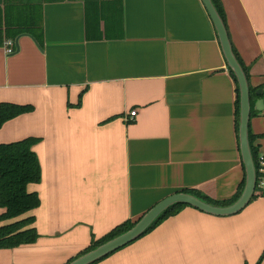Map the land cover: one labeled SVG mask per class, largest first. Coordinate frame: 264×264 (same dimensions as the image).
Listing matches in <instances>:
<instances>
[{
  "label": "crops",
  "instance_id": "obj_1",
  "mask_svg": "<svg viewBox=\"0 0 264 264\" xmlns=\"http://www.w3.org/2000/svg\"><path fill=\"white\" fill-rule=\"evenodd\" d=\"M221 1L249 84L263 89L249 129L264 159V0ZM122 8V36L95 39L83 0L44 1L42 43L21 34L19 50L0 45V103L33 106L0 128V143L38 138L42 169L28 185L40 197L29 212L39 237L1 248L0 264H68L93 236L176 192L226 200L238 191L236 82L203 1ZM263 249L261 195L233 215L186 206L93 264H256Z\"/></svg>",
  "mask_w": 264,
  "mask_h": 264
},
{
  "label": "trees",
  "instance_id": "obj_2",
  "mask_svg": "<svg viewBox=\"0 0 264 264\" xmlns=\"http://www.w3.org/2000/svg\"><path fill=\"white\" fill-rule=\"evenodd\" d=\"M52 0H5L4 6L0 7V45L8 38L17 37L21 34H27L34 37L39 43L43 39V3ZM54 1V0H53ZM60 1V0H56ZM86 6V24L88 37L102 39L104 37H120L123 31V8L122 0H83ZM219 12L224 24L227 27L226 14L221 0H212ZM104 22V30L101 23ZM232 43V42H231ZM233 51L246 73L250 93V106L253 104L258 87H252L249 84L248 71L242 62L238 52L232 45ZM236 82L237 101H236V128L239 135L240 118V89L234 72L230 69ZM264 97V95H263ZM33 110L31 104H19L14 102L0 103V128L9 120L30 112ZM254 110L250 107V115ZM261 135L253 134L249 129L248 122V145L255 169L256 183L251 202L258 196L264 195L260 191L259 180L262 176L260 171L259 145L255 142ZM38 138L26 137L13 142L0 143V249L14 248L23 244L36 242L39 237L36 227H34L35 217L30 215L33 209L40 205V197L37 192L28 190L30 183H38L42 178V169L38 155L33 149ZM244 177L239 185L238 191L230 199L214 200L201 192L190 189L185 192L193 194L198 198L214 205L225 206L235 202L245 186L246 174L245 166ZM186 206V203H177L163 211L156 220L138 237H142L155 229L159 224L170 216L176 215ZM193 207V206H192ZM128 220L108 232L101 238L91 239L90 245L79 255H83L110 239L126 232L137 222ZM137 238V239H138ZM111 254V253H110ZM108 254V255H110ZM108 255L90 263L93 264L104 259ZM264 255V249L256 264H260ZM77 256V257H79ZM76 257V258H77ZM75 259V258H74ZM73 259V260H74Z\"/></svg>",
  "mask_w": 264,
  "mask_h": 264
},
{
  "label": "water",
  "instance_id": "obj_3",
  "mask_svg": "<svg viewBox=\"0 0 264 264\" xmlns=\"http://www.w3.org/2000/svg\"><path fill=\"white\" fill-rule=\"evenodd\" d=\"M212 21L215 24L223 52L230 69L234 72L240 89V118H239V143L242 161L245 166V186L240 197L232 204L219 206L206 202L197 196L187 192H176L147 211L135 224L126 232L110 239L99 245L93 250L77 257L68 264H90L136 240L167 208L177 203H186L203 212L226 216L240 212L249 203L253 194L256 177L252 157L248 145V122L250 117V93L246 73L238 61L230 40L229 32L224 24L219 12L212 0H202ZM18 37L15 41L16 49L19 50ZM39 45V44H38ZM256 95L261 96L262 88L255 91ZM257 106L263 107L261 99L257 100Z\"/></svg>",
  "mask_w": 264,
  "mask_h": 264
},
{
  "label": "built area",
  "instance_id": "obj_4",
  "mask_svg": "<svg viewBox=\"0 0 264 264\" xmlns=\"http://www.w3.org/2000/svg\"><path fill=\"white\" fill-rule=\"evenodd\" d=\"M4 47L7 53H13L16 49L15 40L13 38H8L5 40ZM131 115H135V111L131 113ZM260 164L262 165L260 171L262 172V176L259 180V187H264V159L263 156H260Z\"/></svg>",
  "mask_w": 264,
  "mask_h": 264
}]
</instances>
